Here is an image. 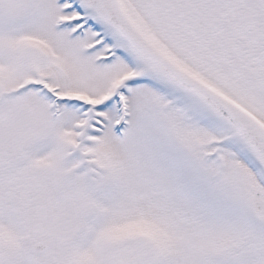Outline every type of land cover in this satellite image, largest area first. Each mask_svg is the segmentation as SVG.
I'll return each mask as SVG.
<instances>
[{
    "label": "snow or ice",
    "instance_id": "obj_1",
    "mask_svg": "<svg viewBox=\"0 0 264 264\" xmlns=\"http://www.w3.org/2000/svg\"><path fill=\"white\" fill-rule=\"evenodd\" d=\"M0 264H264V0H0Z\"/></svg>",
    "mask_w": 264,
    "mask_h": 264
}]
</instances>
